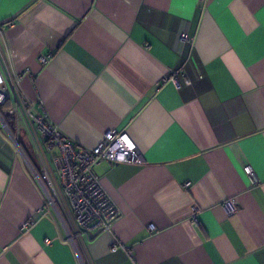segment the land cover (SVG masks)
<instances>
[{
	"label": "crops",
	"instance_id": "1",
	"mask_svg": "<svg viewBox=\"0 0 264 264\" xmlns=\"http://www.w3.org/2000/svg\"><path fill=\"white\" fill-rule=\"evenodd\" d=\"M0 61L76 146L141 156L94 168L120 215L77 257L0 104V264H264V0H0Z\"/></svg>",
	"mask_w": 264,
	"mask_h": 264
},
{
	"label": "built area",
	"instance_id": "2",
	"mask_svg": "<svg viewBox=\"0 0 264 264\" xmlns=\"http://www.w3.org/2000/svg\"><path fill=\"white\" fill-rule=\"evenodd\" d=\"M40 61L45 63L46 57ZM178 86L174 75L164 77ZM19 77L11 78L0 61V104L12 100L5 115H12L21 122L31 138L40 160H45L40 175L37 176L45 201L41 208L44 215L52 209L62 222L68 241L74 246L75 255L79 256L77 241L91 237L99 231H110L112 223L120 212L103 189L94 168L102 161L114 163H140L141 156L135 144L125 133L109 130L104 133L99 142L92 148L76 146L55 125L44 116L33 112V105L18 96ZM53 152V154H51ZM49 158L46 159V155ZM245 174L253 181L257 178L253 169L246 165ZM188 185V183H186ZM194 221L199 212L194 205ZM228 212L231 206L226 204ZM30 222L24 224L26 227ZM149 225L148 230H154ZM50 242V240H46ZM120 244H113L115 251Z\"/></svg>",
	"mask_w": 264,
	"mask_h": 264
},
{
	"label": "trees",
	"instance_id": "3",
	"mask_svg": "<svg viewBox=\"0 0 264 264\" xmlns=\"http://www.w3.org/2000/svg\"><path fill=\"white\" fill-rule=\"evenodd\" d=\"M8 106V104H4V105H2L1 107H7ZM1 107H0V110H1ZM3 119H4V121H5V123H6V125H7V127L11 130V131H13L12 129H14V120L12 119V117H10V116H3Z\"/></svg>",
	"mask_w": 264,
	"mask_h": 264
},
{
	"label": "rangeland",
	"instance_id": "4",
	"mask_svg": "<svg viewBox=\"0 0 264 264\" xmlns=\"http://www.w3.org/2000/svg\"><path fill=\"white\" fill-rule=\"evenodd\" d=\"M16 126H15V124H14V129H12L13 131H11L9 128H8V130L10 131V133L12 134V135H17V131H14L16 128H15ZM20 134H21V136L23 137V139L25 140V143L27 144V146L28 147H30V144H29V141H28V139H26L25 138V136H26V133H25V130H24V128H21V131H20ZM30 150H31V148H30ZM33 165V164H32ZM34 166V165H33ZM35 167V166H34Z\"/></svg>",
	"mask_w": 264,
	"mask_h": 264
},
{
	"label": "water",
	"instance_id": "5",
	"mask_svg": "<svg viewBox=\"0 0 264 264\" xmlns=\"http://www.w3.org/2000/svg\"><path fill=\"white\" fill-rule=\"evenodd\" d=\"M93 235H95V234H93ZM93 235H92V236H93ZM92 236H91V237H92Z\"/></svg>",
	"mask_w": 264,
	"mask_h": 264
}]
</instances>
